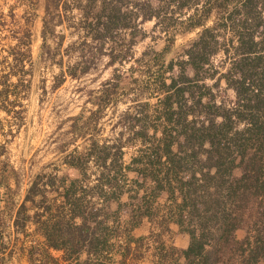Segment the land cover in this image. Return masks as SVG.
Masks as SVG:
<instances>
[{
    "label": "trees",
    "instance_id": "1",
    "mask_svg": "<svg viewBox=\"0 0 264 264\" xmlns=\"http://www.w3.org/2000/svg\"><path fill=\"white\" fill-rule=\"evenodd\" d=\"M161 1L175 4L179 16L189 5V0H43L40 48L50 54L52 66L61 68V58L47 51V39L54 36V26L63 23L62 15L75 8L80 16L74 27L82 31V42L87 47L89 41L98 43L99 52L108 56L106 65L122 63L137 40L145 38L142 25L159 18L155 3ZM195 11L179 22L185 24L181 32L201 28L194 40L177 48L185 58L174 62L172 34L154 51V61H148V80L162 94L150 127L151 140L146 141L149 127L134 115L129 129L135 128L132 132L142 145L129 163L122 160L124 145L93 141L84 153L64 162L65 174L44 182L49 189L39 199L43 210L25 216L33 219L43 238L30 240L28 264H69L74 259L88 264L89 254L96 258L110 249V238L131 231L144 217L152 218V201L163 193L166 203L157 209L167 206L159 224L167 229L170 222L176 224L188 235V244L178 248L159 242L157 264H264V0H206ZM213 11L215 24L206 26ZM121 31L126 32L122 37ZM215 31L224 42L221 50L228 55L226 46L231 44L235 51L234 66L222 73L234 91L231 109L216 104L209 89L198 94L193 89L205 86L199 81L213 78L205 69L217 51L209 49L210 40L218 42ZM31 42L32 38L24 43L26 58L31 56ZM13 52L11 47L9 54L23 65ZM89 68L85 61L78 72L72 66L67 74L75 78ZM63 74L61 70L56 77ZM89 161L113 170L99 175L95 201L86 199L87 190L73 174L82 172ZM130 172L136 178H129ZM5 179L2 171L0 187L9 189ZM129 180L135 193H143L129 204V226L122 227L120 198ZM37 185L32 183L19 211L30 208L26 202H35ZM135 240L139 243L142 238ZM52 250H62L61 258Z\"/></svg>",
    "mask_w": 264,
    "mask_h": 264
},
{
    "label": "rangeland",
    "instance_id": "2",
    "mask_svg": "<svg viewBox=\"0 0 264 264\" xmlns=\"http://www.w3.org/2000/svg\"><path fill=\"white\" fill-rule=\"evenodd\" d=\"M204 1L189 0L181 16L175 4L156 2L159 18L142 25L146 32L145 38L137 40L132 46L128 60L116 62L112 66L106 65L108 56L99 52L98 43L89 41L87 47L82 42V31L74 27L80 15L73 8L62 15L63 23L54 26V36L47 39L48 50L45 49L61 58L62 66L59 68L50 64V54L40 48L43 0H0V173L3 171L6 176L4 183L9 185V189L0 187V264H28L26 250L20 256L18 247L11 248L17 238L22 237L21 233H16V229L20 231L22 227H27L26 231L30 232L29 229L35 224L32 218L25 216L43 210L39 199L46 193L44 190L49 189L44 182L55 175L59 177L65 174L67 166L64 162L67 159L84 153L96 141L98 144L124 145L122 160L129 163L133 156L140 154L142 145L132 132L135 128L129 129L134 115L149 127L146 136L149 143L152 137L150 127L162 94L148 80V61H154V51L160 50L163 40L172 34L175 35L172 47L174 62L185 58L182 52L176 53L177 48L194 40L201 28L181 32L185 24L179 22L196 12L197 8L200 9ZM72 2L69 0V3ZM216 19L213 11L206 26L214 25ZM120 33L121 37L126 34L123 31ZM27 35L32 38L28 47L30 58L22 55L27 49L24 43L30 39ZM225 37H230V34ZM216 39V43L210 40L209 49L217 51L210 57V65L205 69V73L213 75V78L199 81L200 85L205 86L193 89L197 94L209 89L216 104L231 109L234 107V91L227 85L222 73L234 66L235 51L228 44L226 47L229 52L226 55L221 50L224 45L222 37L218 34ZM11 47H14L13 53L17 59H22L23 65L9 54ZM103 51H107V44ZM85 61L89 63L88 72L70 78L67 71L75 66L74 70L78 72ZM175 69L177 65L173 74H176ZM61 70L64 72L62 77H56ZM144 111H147L148 116H145ZM96 151L98 155L102 154L100 149ZM111 153L115 155V148L111 149ZM110 171L113 170L89 161L82 172L75 171L73 174L79 176V184L87 190L86 199L95 201L92 195L99 192L96 187L98 177ZM128 177L136 178V174L130 172ZM34 181L38 183L40 192L35 202H26L27 207H30L27 211H19ZM142 193L134 192L132 180L125 185L120 198L123 203L120 214L122 222L129 217V204L136 203ZM164 203L165 193L152 201L153 226L159 222L167 204L159 210L157 206ZM13 215L17 227L11 223ZM33 238L39 239L35 235Z\"/></svg>",
    "mask_w": 264,
    "mask_h": 264
},
{
    "label": "crops",
    "instance_id": "3",
    "mask_svg": "<svg viewBox=\"0 0 264 264\" xmlns=\"http://www.w3.org/2000/svg\"><path fill=\"white\" fill-rule=\"evenodd\" d=\"M121 220L122 219L120 217V223L122 227L129 226V217L126 221H123L124 223ZM11 223L13 227H17V225L14 224V215L11 218ZM153 224L155 223L151 218H142L141 224L139 226L128 232H125L124 230L120 233V235L110 238V243L112 246L110 249L100 251V256L98 255L95 258L89 254L88 257H86L88 264H121L119 263V260H121L123 257L124 252L126 254L122 258L124 264H157V245L159 242L163 241L166 245H174L178 248H185L187 246L188 235L186 233L180 232L177 225L173 222L168 224L169 229L161 226L159 222L154 226ZM35 225V228L32 226V229H29L31 233L26 231L28 230L27 227H22L23 229L20 231L16 229V233H21L22 237L20 239L17 238L15 243L13 240L14 245H12L11 248L18 247L22 253V251L26 250L28 243H30L31 237L33 238L35 235L40 240L43 239L40 229L37 228V224ZM149 225L151 227H149ZM134 238H142V241L138 243ZM86 252V250H83L82 257L87 255ZM21 253L20 256L24 255ZM52 253L55 254V256L61 258L63 251L52 250ZM109 257H111L112 260H110ZM9 258H12L11 254H9ZM18 258L22 260V258ZM82 261L81 263H78L76 262V259H74L68 263L84 264ZM64 263L67 264V262Z\"/></svg>",
    "mask_w": 264,
    "mask_h": 264
}]
</instances>
